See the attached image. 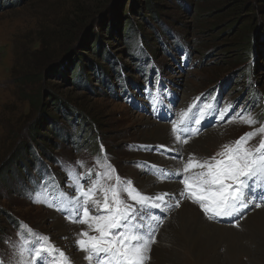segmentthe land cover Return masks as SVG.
Instances as JSON below:
<instances>
[{"label":"rangeland","instance_id":"rangeland-1","mask_svg":"<svg viewBox=\"0 0 264 264\" xmlns=\"http://www.w3.org/2000/svg\"><path fill=\"white\" fill-rule=\"evenodd\" d=\"M129 1L135 0H124L119 8L118 0H21L7 7L2 0L0 264H57L62 259L58 254L61 251L69 264H74L67 247L80 255L76 244L77 239L84 238L80 233L98 235L88 224L79 222L83 207L90 215L106 214L102 207L105 196L111 203L110 189L117 186L120 198L138 208L122 188L129 180L136 187V180L147 177L155 178V184L176 180L175 186H169L176 199L166 200L169 210H143L163 223L135 221L155 228V242L150 244L145 264H156L153 252L161 253L165 264H206V254L214 253L223 264H264V249L257 248L259 240L244 232L243 224L234 223L237 218L225 222L243 232L237 241L226 240L230 247L225 241L217 248L204 243L192 259L187 258L189 247L185 242L184 249L178 248V255H174L168 241L174 227L173 214L183 203L202 211L187 195L181 196L184 185L180 180L188 158L208 160L225 145L234 146L246 133H255L244 145L250 150L255 151L264 139V132L257 131L264 126V43L257 39L258 31L253 34L248 30L252 19L263 28L264 13L256 11V6L250 13L240 10V0H151L169 27H161L162 33L151 10L128 13ZM143 2L139 6H144ZM119 21L121 26L129 21L139 26L150 49L139 50L138 32H132L124 45L121 36L125 30L120 27V39L113 33ZM93 34L98 35V42H93V36L89 39ZM242 39H253L256 51L262 50L257 57L260 68L254 74L258 85L252 87L240 77L243 63L232 71L238 57L245 55L241 48H234ZM242 45L247 47L246 43L239 47ZM105 51L110 54L108 58L120 59L123 79L113 65H109L102 83L92 74L89 64L92 70L96 62L108 65ZM77 58H82L81 64L87 69L84 80L89 81L79 87L74 86L70 66ZM76 104L87 105L93 115L86 114L84 121ZM237 113L245 119L250 116L255 123H245ZM221 115L223 119L218 118ZM182 116L190 128L174 133L172 125L176 123L181 129ZM191 117L199 119L200 124ZM161 126L181 138L174 145L178 151L175 166L163 161L160 171L159 163L152 164L148 159L154 152H165L152 142ZM25 148H29V154L17 167L14 158L27 152ZM197 170L201 171L193 168L190 174L195 177ZM169 172L180 175L174 179V175H166ZM259 187L249 197L248 213L259 208L257 203L264 204ZM141 190L154 196L152 189ZM93 201L100 202L99 210ZM54 214L63 220L66 231L54 228ZM201 214L205 222L220 221L209 219L203 211ZM41 246L47 252L37 258L35 250ZM181 253L185 254L179 257Z\"/></svg>","mask_w":264,"mask_h":264},{"label":"snow or ice","instance_id":"snow-or-ice-1","mask_svg":"<svg viewBox=\"0 0 264 264\" xmlns=\"http://www.w3.org/2000/svg\"><path fill=\"white\" fill-rule=\"evenodd\" d=\"M183 115L186 116L187 113ZM236 116L243 119L247 124L255 123L250 116L246 119L239 113ZM218 118L223 119V115ZM190 119L195 120L197 125L200 124L199 119L195 117ZM180 124L182 128L178 129L177 124L173 123L172 130L174 133H182L183 129L190 128V124H185L183 116ZM257 131L264 132V126H261ZM254 135V132L246 133L235 141L234 146L225 145L224 151L217 153V156L208 160L199 161L190 156L184 164L183 173L185 175L180 180V183L184 185V191L181 196L187 195L194 203H198L209 219L234 215L239 208L246 207L250 202L249 197L253 195V185L264 183V139H261L255 151L244 146L247 140ZM180 138L181 136L177 135V141ZM184 142L187 143V140ZM193 168L201 169L195 177L190 174ZM166 175L171 177L172 175H180V173L169 172ZM119 181L120 178L117 177L118 184ZM94 187L95 185L88 189V192H92ZM77 191L79 192L80 189L77 188ZM110 191L112 194L111 203H109L106 195L102 205L106 214L90 215L89 209L83 207V218L79 222L88 224L89 228L98 235L81 232L80 236L84 238L77 239L76 244L81 251L87 253L85 259L89 260L90 264L93 260L96 261V264H145L148 259L147 253L150 250V244L155 242L153 235L155 228L151 224L146 225L135 221L150 219L157 225L163 223L162 220L150 216L143 210L160 208L165 204L168 194L144 195L129 180L122 191L127 193L129 200L134 201L135 205L139 206L137 208L120 198L117 186H113ZM83 194L88 195L87 192ZM261 195L264 196V193ZM33 202L41 201L34 200ZM93 204L97 210L101 207L99 201H93ZM177 206L179 205L177 204ZM260 206V203L256 204V207ZM36 242L38 241L34 243ZM46 252L47 248L41 246L35 250V255L39 258ZM29 254L31 256V250ZM58 254L62 259L57 264H69L68 258L62 251Z\"/></svg>","mask_w":264,"mask_h":264},{"label":"bare ground","instance_id":"bare-ground-1","mask_svg":"<svg viewBox=\"0 0 264 264\" xmlns=\"http://www.w3.org/2000/svg\"><path fill=\"white\" fill-rule=\"evenodd\" d=\"M154 128H156V127H153V129ZM154 134H157L159 137L157 136V138H154L152 140V142L156 141L155 143L157 145H160L161 147H163L165 152L164 153L154 152L153 155L148 159V161L151 162L152 164H157V165L159 162L168 161L169 164H171L170 166L174 167L175 163H176V159H177L176 155H177L178 151L174 147V138L171 135L170 129L167 127L165 129L164 126H161V128L157 129ZM157 139H159V140L157 141ZM157 150L158 149H155V151H157ZM158 170L161 171L160 166L158 167ZM174 179H178V177L176 175H174ZM136 182H137L136 188H138L140 191H141V188L152 189L154 196L157 194L167 193L168 196L166 197V200L169 199L168 197H172L171 193L168 191L171 188L169 186H175L176 185V183H175L176 180H173L169 183H167L165 180H161V182L155 184V178H153V177H147L145 180H136ZM152 184H154V185H152ZM258 184L264 188V183H263V185L260 183H256L253 185L252 190L255 191V188ZM149 192H150V190H149ZM143 194H145V193H143ZM169 205L170 204L166 201L165 204H163L161 206V208H166L168 210ZM188 206H189V208H188ZM250 207H251V205H248L245 209H244V207L239 208L238 211H240L241 213L239 215L238 221H236L235 223L243 224L245 227L244 232L247 231L248 233L253 234V236H256L257 239L259 240V242H258L259 244L257 243V248H263L264 249V204L261 205L258 209H254L252 212L248 213ZM150 210H151V208H150ZM201 213H202V211H198V209L193 204L185 202L181 205V208L173 214L174 215L173 216L174 227H173V230L170 231V234H169L170 238L168 239V241L170 243V246L174 247V249H175L174 255L176 253L178 255V253H179L177 251L178 248H181V250L184 249V246L182 245V243L185 242L189 247V252H188L187 258L193 257L192 259H194V256L201 249H203L202 246L204 243L212 245L215 248H217L216 246L218 243L225 241L226 244L230 247L231 246L230 243L227 242L226 240L230 239L231 241H237L238 238L243 233V232H238L233 227H231V226L227 225V223H225L226 221L232 220L233 218H235L234 215H232V216H218L216 218H219L220 221H218V222L215 221L214 223H208L207 220H206V222L203 220V218H202L203 215ZM52 218L55 220L54 221L55 222L54 228L56 230H58V232L66 231V229H65L66 225L64 224L63 220L60 217H58L56 214H54V215H52ZM216 220H218V219H216ZM162 237H163V235H162ZM242 237H243V235H242ZM164 241H165V239H164ZM66 242H69L68 239H66ZM198 243H201V244H199L198 248H196V250H195V247H197ZM214 243H215V245H213ZM67 248L69 250L68 257L71 259V261H73V262L75 261L74 264H90V261L85 259V256L87 255L86 252L81 251V252H79L80 255H77V254H73L71 252V249H70L71 246H68ZM155 249H157V248H155ZM243 250L244 249H242V251ZM212 252H214V251H212ZM153 253H154V256H155L156 261H157L156 264H165V261L163 260L162 256L160 255L161 253L160 254L159 253L156 254V252H153ZM184 254L185 253H181L179 257L183 256ZM200 255H203V254H200ZM206 256H207L206 257V259H207L206 264H223L224 263L222 260L219 259L218 255H216L215 253L210 254V255L206 254ZM173 260H175V259L173 258ZM23 264H26V263L23 262ZM28 264H30V263H28ZM91 264H95L94 260L91 262Z\"/></svg>","mask_w":264,"mask_h":264},{"label":"trees","instance_id":"trees-1","mask_svg":"<svg viewBox=\"0 0 264 264\" xmlns=\"http://www.w3.org/2000/svg\"><path fill=\"white\" fill-rule=\"evenodd\" d=\"M5 1V7L7 6H13L15 5L16 3H19L21 2V0H4ZM144 1V2H143ZM141 1L140 3L133 1H129L128 3V8L126 9L128 11V13H130V11L134 12L136 11V13H140V12H143L144 8H146V10H151L152 12V18L154 19V21H156V23H158L157 25V29L160 31V32H164L163 30H160L161 27L163 28H166L168 29V25L166 23H163V15L156 9V4L153 3L151 0H143ZM246 0H240V10L242 9H245V10H248L249 13L251 11H253V8L256 6V11H258V9H261V12L264 13V0H248V2ZM124 2V0H118V7L121 8V4ZM142 2L144 3V6H139V4H142ZM4 3H2V0H0V5H3ZM186 7V6H185ZM187 9V8H186ZM148 10V11H149ZM124 14H125V10H124ZM162 15V16H160ZM252 15H255L254 13H252ZM256 23L258 22H255L253 19L251 20L250 24L248 25V30L251 29L250 31H252V33H256L258 31V34H257V39L260 41H262L261 43H264V25H263V28H259V26L257 27L256 26ZM102 24H105V23H102ZM101 24V25H102ZM259 24V23H258ZM103 26V25H102ZM120 27L122 28V30H125V32L121 35H119L120 33ZM259 28V30H258ZM139 26H136L134 23H132L131 21H129L128 24H126V22H123L122 26H121V23L119 21V24L118 26H116V30L115 34H117V37H119L120 39V36H121V39H122V42L124 45H126V41H127V37H129V35L132 33V32H138V34H141L138 36V47H139V50L140 51H143L144 49L145 50H148V48L150 49V42H148L145 38V36L142 34V32H139ZM94 37V41L93 42H98V35H91L89 36V39L90 37ZM113 36V34H112ZM115 38V36H114ZM97 39V40H96ZM147 42H145V40ZM246 39V38H244ZM242 39V41H240L239 45L237 44V46H234V48H241L240 50H243V53H245L244 56H239L238 59H237V63L235 62V65L233 66V68L235 69H232V71H235L237 70L238 68H240V64L243 63V68L240 69V77L242 79H245L247 82L253 78L254 79V75L257 71L258 68H260V59H258V55H262V50H258V52L256 51V43L253 42V39L252 41L249 42V40H244ZM96 40V41H95ZM184 40V39H183ZM246 43L247 47L245 48L244 45H242L241 47H239L241 44H244ZM255 43V44H254ZM96 44V43H95ZM245 45V46H246ZM154 52V51H152ZM263 52H264V49H263ZM82 55V53H80ZM79 54V56H81ZM105 54H106V57L104 58L105 60L108 59V65L107 64H100L98 65L97 62L94 64V67H93V70L91 68V65L89 64L88 67L90 68V70L92 71V74H95V76L97 75L98 76V80L102 83L104 82V75L107 74L109 72V65L110 66H114L116 67L117 66V61H120V59H112V58H108L110 56V54L105 51ZM246 59V60H245ZM74 62L71 63L70 66H72V78L74 80V86L76 87H79L81 84H85L86 83V79L87 77H85V71H87L86 69V66L81 64L82 63V58H77L76 60L73 59ZM75 62H77L76 64H74ZM239 66V67H238ZM108 69V70H107ZM118 74V73H117ZM84 77L86 78L84 80ZM89 81H87L88 83ZM244 82V81H243ZM249 84V82H248ZM255 85H258L257 84V81L254 82ZM263 93H264V90H263ZM60 104V103H58ZM79 108L81 107V111L83 112V120L86 121L85 117H86V114L87 115H93V113H91L89 111L88 106L87 105H80V104H76ZM87 110H86V109ZM25 151L27 152H22L21 156H19L18 158H14L15 159V165L18 167L20 164H21V161H22V158H25L27 154H29V148H25Z\"/></svg>","mask_w":264,"mask_h":264}]
</instances>
